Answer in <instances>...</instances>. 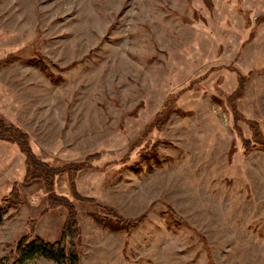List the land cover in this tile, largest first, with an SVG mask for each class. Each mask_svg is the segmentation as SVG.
<instances>
[{
	"label": "rangeland",
	"instance_id": "obj_1",
	"mask_svg": "<svg viewBox=\"0 0 264 264\" xmlns=\"http://www.w3.org/2000/svg\"><path fill=\"white\" fill-rule=\"evenodd\" d=\"M0 63V116L75 169L54 193L77 212L81 264H264V0H0ZM27 167L0 139L9 264L68 217ZM104 206L145 217L112 232L91 217Z\"/></svg>",
	"mask_w": 264,
	"mask_h": 264
},
{
	"label": "trees",
	"instance_id": "obj_2",
	"mask_svg": "<svg viewBox=\"0 0 264 264\" xmlns=\"http://www.w3.org/2000/svg\"><path fill=\"white\" fill-rule=\"evenodd\" d=\"M14 57L3 60L2 64L12 61ZM30 62L41 71L47 72L48 66L41 58L30 59ZM1 65V63H0ZM0 139L16 144L25 155L28 164L25 180L29 183L40 181L49 194L50 202L53 206L63 205L68 210V217L61 231V235L54 241L44 239L39 235L32 237L22 236L16 243L15 257L13 264H20L22 261L42 256L54 261L55 264H81L77 240L81 234V228L77 220V212L72 202L65 196L55 195V178L61 171L67 170L74 174L73 168L53 165L40 159L32 150L29 135L14 123L7 122L0 116ZM264 144V142H261ZM264 149V145L261 146ZM81 165V164H80ZM79 166L77 169H80ZM74 196H78L75 186H73ZM52 195V197L50 196ZM16 190L12 191L4 199L9 205L19 206L23 201ZM80 198V197H79ZM85 199V198H83ZM93 201V200H90ZM102 211L91 213L93 220L103 228L112 232H125L130 235L143 221L145 216H138L134 219L125 218L117 210L110 207H102ZM2 213L0 212V222ZM0 264L5 263L0 260Z\"/></svg>",
	"mask_w": 264,
	"mask_h": 264
}]
</instances>
